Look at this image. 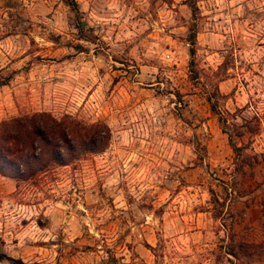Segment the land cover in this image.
<instances>
[{
    "label": "rangeland",
    "instance_id": "obj_1",
    "mask_svg": "<svg viewBox=\"0 0 264 264\" xmlns=\"http://www.w3.org/2000/svg\"><path fill=\"white\" fill-rule=\"evenodd\" d=\"M74 1L0 0V120L66 114L108 140L28 180L0 175V253L264 264V0H195V15L187 0Z\"/></svg>",
    "mask_w": 264,
    "mask_h": 264
},
{
    "label": "trees",
    "instance_id": "obj_2",
    "mask_svg": "<svg viewBox=\"0 0 264 264\" xmlns=\"http://www.w3.org/2000/svg\"><path fill=\"white\" fill-rule=\"evenodd\" d=\"M64 3L71 10H77L74 0H64ZM187 6L192 15H195V0H187ZM195 33L192 24L186 36L190 58L194 55ZM207 101L210 103L209 110L216 116L222 132L227 134L229 146L234 152L237 151L239 147L235 145L232 136L238 138L240 133L232 134L227 127L233 126L234 123H227L215 103L209 98ZM225 113L229 115L228 112ZM234 117L235 115H231L232 119ZM253 133L254 130L249 131L250 135ZM108 136L109 132L104 125H87L66 114L56 118L48 112L38 111L0 120V175L15 180L40 176L52 167L66 165L83 154L102 150ZM3 259L11 264H38L25 263L0 253V260Z\"/></svg>",
    "mask_w": 264,
    "mask_h": 264
}]
</instances>
